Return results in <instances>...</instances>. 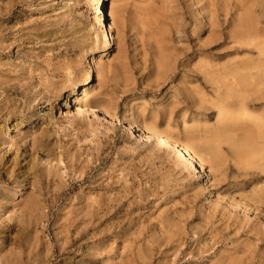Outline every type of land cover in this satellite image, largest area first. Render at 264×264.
Instances as JSON below:
<instances>
[{"label": "rangeland", "instance_id": "obj_1", "mask_svg": "<svg viewBox=\"0 0 264 264\" xmlns=\"http://www.w3.org/2000/svg\"><path fill=\"white\" fill-rule=\"evenodd\" d=\"M112 3L99 54L102 0H0V264H264V158L231 146L256 123L223 129L207 78L262 75L264 0ZM239 83L230 102L264 126V87Z\"/></svg>", "mask_w": 264, "mask_h": 264}, {"label": "bare ground", "instance_id": "obj_2", "mask_svg": "<svg viewBox=\"0 0 264 264\" xmlns=\"http://www.w3.org/2000/svg\"><path fill=\"white\" fill-rule=\"evenodd\" d=\"M102 2L103 6L100 11L98 26L99 32L105 38V45L101 48L99 54H102L113 47V42L111 40V28L107 18L113 14L114 7L112 0H102ZM254 33L255 31H252L250 32V35H253ZM95 59V56L91 57L90 63H94ZM88 74V79L83 85V92H86V87L90 86L94 81L97 75L96 68L93 66ZM231 74V70H226V68L223 67L222 69H218V73L207 77L209 82L213 84L212 86L213 88H215L217 93L218 100L216 101V106L220 107V123L222 124V128L226 129L229 121H240V123L245 124V121L248 117H251L253 119L252 122L256 123V128L247 129L245 131V138L231 141V146L233 148L234 154L236 155V159H238L240 162L239 164L243 165L246 168L260 167L264 158V126L262 125V121H257L256 119H254L253 115L250 113V104L246 101V98L241 99V102L238 103L239 107L237 108L235 106L236 104L233 106L230 101L232 98H234V89L240 86V81L248 82L255 87L257 86V88L262 89L261 87H264V72L260 73L262 75L258 76V78H256L254 75H249L248 77H246V79L243 78L241 80H239V78L235 75L231 76ZM256 91L259 90L256 89ZM133 104L137 103L135 102ZM79 110L93 113H102L105 116H110L108 111L93 105L81 104ZM125 127L128 131L135 130V132L139 134L145 133L149 135L151 138L159 142V145L165 147V149L169 151H172L170 149L175 150L180 161L187 160L190 162L188 164L189 169L195 168L199 170L201 174H204L203 167L196 159V152L193 146H189L187 144H183L176 140L170 139L156 127H152L149 125L135 123L133 126L125 125ZM224 133L225 131L217 134L214 138V142L211 144L209 143V146L207 148V150H209L208 152H210L209 162L212 163L213 169H218L221 165V155L219 149L221 147V143L227 140Z\"/></svg>", "mask_w": 264, "mask_h": 264}]
</instances>
